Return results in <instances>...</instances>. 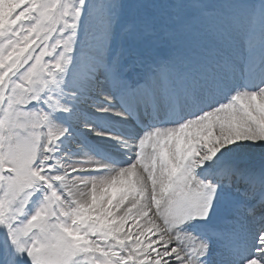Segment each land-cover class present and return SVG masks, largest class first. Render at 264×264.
<instances>
[{
    "label": "snow or ice",
    "instance_id": "obj_1",
    "mask_svg": "<svg viewBox=\"0 0 264 264\" xmlns=\"http://www.w3.org/2000/svg\"><path fill=\"white\" fill-rule=\"evenodd\" d=\"M0 264H264V0H0Z\"/></svg>",
    "mask_w": 264,
    "mask_h": 264
}]
</instances>
